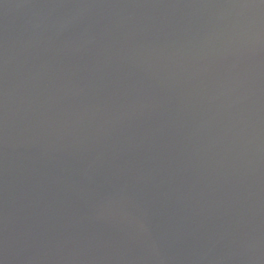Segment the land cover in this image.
<instances>
[{
  "label": "water",
  "instance_id": "1",
  "mask_svg": "<svg viewBox=\"0 0 264 264\" xmlns=\"http://www.w3.org/2000/svg\"><path fill=\"white\" fill-rule=\"evenodd\" d=\"M0 264H264V0H0Z\"/></svg>",
  "mask_w": 264,
  "mask_h": 264
}]
</instances>
